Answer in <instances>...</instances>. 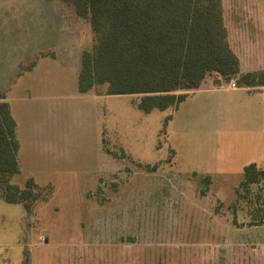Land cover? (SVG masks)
<instances>
[{
	"label": "rangeland",
	"instance_id": "1",
	"mask_svg": "<svg viewBox=\"0 0 264 264\" xmlns=\"http://www.w3.org/2000/svg\"><path fill=\"white\" fill-rule=\"evenodd\" d=\"M222 6L239 74L263 72L264 0ZM95 43L71 2L0 0V90L19 122L9 182L42 187L28 212L0 180V264H264V177L240 186L263 154L237 118L245 90L223 88L240 75L211 72L164 110L139 109L142 93L104 96L102 84L99 99L78 98L81 53Z\"/></svg>",
	"mask_w": 264,
	"mask_h": 264
},
{
	"label": "trees",
	"instance_id": "2",
	"mask_svg": "<svg viewBox=\"0 0 264 264\" xmlns=\"http://www.w3.org/2000/svg\"><path fill=\"white\" fill-rule=\"evenodd\" d=\"M64 1L74 5L78 16L89 19L96 34L93 49L81 53L80 92L102 84L106 94L142 93L138 108L149 112L177 108L188 90L199 88L211 72L226 80L240 75L238 82L247 86L259 84L258 74L264 77V71L239 74L238 57L226 37L222 0ZM170 118H165V124ZM18 150L16 121L0 90V180L5 184L1 195L8 202H22L30 212L38 197L36 190L42 187L32 177L24 188L9 182L20 169ZM263 177L264 169L249 163L243 168L240 186Z\"/></svg>",
	"mask_w": 264,
	"mask_h": 264
},
{
	"label": "crops",
	"instance_id": "3",
	"mask_svg": "<svg viewBox=\"0 0 264 264\" xmlns=\"http://www.w3.org/2000/svg\"><path fill=\"white\" fill-rule=\"evenodd\" d=\"M239 61H240V66H241L240 68L243 69L242 68L243 64H242L241 58H239ZM34 66L32 67V69L36 67V66L35 67ZM27 71H30V70H27ZM231 82H228L223 88H226V89H231V88H241L242 89L243 88V90H245V93H242L239 96V98L243 97L244 102L242 104H239L237 107V118L243 122L242 123L243 128L241 130L243 137L251 139V141L246 143V145L258 146V148H261V151L263 154L258 159L257 158L251 159L250 163L253 162L257 165V167L262 168L263 164H259V162L264 161V133L257 134V131L252 129L250 126L256 122H259V121L264 123V107L260 109V107H253V106H251L252 104L250 105L247 103L250 101L253 102V101H258V100L264 101L263 84H257V85H252V86H243V85L242 86L241 85L240 86H236V85L233 86ZM222 83H223L222 81H219L218 85L213 84V86L207 87V88L212 89V90H216L218 88H221ZM41 84H43L45 86L46 82H42ZM27 94H29V93H27ZM72 95H75L78 98H82V99H85L86 96L87 97H93V98H95V100L99 99L98 98L99 95L94 93V92H91V90H89L87 92H80L78 90V86H77V89L72 91ZM107 95H109V94H106L104 96H107ZM245 101L247 103H245ZM9 104H10V102H9ZM10 109H11V113H12L11 105H10ZM12 115H13V113H12ZM13 117L16 121V132H17V137L19 139V136H18L19 122L14 115H13ZM255 136H257V137H255Z\"/></svg>",
	"mask_w": 264,
	"mask_h": 264
},
{
	"label": "water",
	"instance_id": "4",
	"mask_svg": "<svg viewBox=\"0 0 264 264\" xmlns=\"http://www.w3.org/2000/svg\"><path fill=\"white\" fill-rule=\"evenodd\" d=\"M213 84H214V85H218V84H219V80H215V81L213 82ZM122 240H123V238H122ZM126 240L129 241V240H130V237H126Z\"/></svg>",
	"mask_w": 264,
	"mask_h": 264
},
{
	"label": "built area",
	"instance_id": "5",
	"mask_svg": "<svg viewBox=\"0 0 264 264\" xmlns=\"http://www.w3.org/2000/svg\"><path fill=\"white\" fill-rule=\"evenodd\" d=\"M232 85L234 86L235 84H234V83H232ZM263 88H264V84H263Z\"/></svg>",
	"mask_w": 264,
	"mask_h": 264
}]
</instances>
